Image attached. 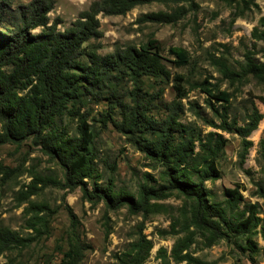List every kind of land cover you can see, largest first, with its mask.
<instances>
[{"label": "rangeland", "instance_id": "rangeland-1", "mask_svg": "<svg viewBox=\"0 0 264 264\" xmlns=\"http://www.w3.org/2000/svg\"><path fill=\"white\" fill-rule=\"evenodd\" d=\"M33 1L0 0V20L9 25L8 22L14 21L17 9ZM53 1L50 20H62L58 30L64 31L81 12L101 0ZM179 6L183 8L182 16L172 24L144 21V16L151 13L171 14L178 8L161 3L138 6L124 15L98 16L102 38L90 41L87 47L99 44L98 53L106 56L117 50L124 52L129 47L140 49L150 40L156 41L155 52L170 75L168 78L145 76L137 83L127 77L119 83L107 81L100 101L88 99V106L81 113L85 114L86 123L94 134L97 184L100 188H112L110 185L113 184L117 191L137 195L140 184L160 182L162 168L146 158L134 142L142 134L125 132L120 123L124 120L123 114H128L134 107V98L152 120H167L174 112L175 85L178 78H182L179 84L185 96L176 102L181 107L179 122L192 124L203 134L216 132L227 140L217 161L221 178L205 183L209 200L222 204L224 190L239 187L245 205L255 206L257 216L264 222V197L258 194L261 187L264 188V74L256 77L247 73L239 81L231 82L221 73L224 65L241 74L248 58L256 66L264 65L262 44L252 38L253 29L264 16V0H195L192 6ZM41 31L38 28L31 33ZM172 49L186 51L187 65L179 64ZM201 83L230 95L229 120L235 119L238 126L244 125L254 108L263 114L257 130L249 137L253 145L244 162L240 161L239 135L208 124H220L208 101L217 109L222 103L210 99L199 87ZM25 92L21 91L22 94ZM64 123L74 134L78 119H65ZM51 179L64 184V171L31 139L19 145H0V228H7L25 239L24 246L0 252V264H60L70 235L79 237L85 247L80 264H125L121 259L142 238L152 243L144 264H192L176 263L171 257L176 242L186 235L182 219L186 206L183 197L172 195L164 200H151L150 204L155 207L145 214L131 212L127 206L112 209L105 200L84 197L82 186L68 189ZM84 182L87 190L92 192L93 180ZM32 185L38 188L36 194L24 199ZM32 204L44 206L36 212L41 219L38 231L32 225L36 219V214L31 211ZM193 240L184 254L205 264H264V241L260 233L253 237L256 247L253 251L240 249L233 240L231 243L220 240L210 247L199 235ZM237 242L245 248L243 238H237ZM161 249L166 251V255L161 253L165 258H160Z\"/></svg>", "mask_w": 264, "mask_h": 264}, {"label": "trees", "instance_id": "trees-1", "mask_svg": "<svg viewBox=\"0 0 264 264\" xmlns=\"http://www.w3.org/2000/svg\"><path fill=\"white\" fill-rule=\"evenodd\" d=\"M194 1H96L88 10L81 12L64 31L58 30L62 20H50L49 14L54 9L53 0H35L26 6H20L14 21L8 22L9 25L0 20V28L5 30L3 33L0 30V145H19L31 139L34 144L41 146L45 154L56 160L64 171V184L53 179L51 181L68 189L82 186L84 197L88 200H105L112 209L127 206L131 212L146 214L151 213L155 207L150 204L151 200H164L172 195L183 197L186 206L182 219L186 235L176 242L171 257L176 263L205 264L187 253L184 254L193 243L195 235H199L208 247L220 240L228 243L233 240L240 249L253 251L256 249L253 237L257 233H260L264 241V222L257 216L255 206L245 205L239 187L225 189L222 204L209 200L205 183L221 178L217 161L227 140L216 132L203 134L196 126L179 122L178 111L181 107L176 102L185 96L184 89L179 84L182 78H178L175 85L174 112L167 120H152L145 109L137 105L135 98L131 112L123 114L124 120L120 123L122 130L131 135L141 133L142 136L134 140L138 149L157 167L162 168L160 182H155L154 185L150 182L140 184L137 195L117 191L113 184L110 185L112 188L98 186L94 134L86 123L85 114L81 113L88 106V99H102V88L107 81L115 80L119 83L127 77L137 83L145 76L168 78L170 75L155 52L158 48L156 41L150 40L140 49L129 47L124 52L117 50L106 56L98 53L99 44L87 47L86 44L90 41L102 38L98 20L100 14L124 15L138 6L161 3L178 8L171 14L151 13L144 16V21L172 24L182 16L183 8L179 5L192 6ZM38 28L42 29L41 33H31ZM252 38L262 44L264 54V16L253 29ZM171 52L178 58L180 65H187L185 50L172 49ZM248 59L250 60L241 74L224 65L221 66V73L231 82L239 81L247 73L256 77L264 74V65L256 66L251 63V58ZM199 87L210 99L222 103L217 109L208 101L220 120L219 126H215L213 122L208 124L215 129L239 135L240 161L244 162L253 145L249 137L257 130L263 114L254 108L244 125L238 126L235 119L229 120L230 95L224 91L216 92L205 83L199 84ZM21 91L27 92L22 94ZM65 119H78L74 134H71L69 125L64 123ZM87 179L93 180L92 192L86 188L84 181ZM29 188L30 192L25 193L24 199L35 195L38 189L35 185ZM258 194L264 197V188L261 187ZM42 209L43 205L32 204L31 211L36 214L35 224L32 225L36 231L37 226H41V219L36 212ZM237 238L245 240V248L238 244ZM24 242L25 239L15 232L0 228V252L14 246H24ZM151 249L152 243L142 238L121 260L125 264H144ZM84 252L85 247L80 238L70 235L67 251L63 253L60 264H80ZM159 253L160 258H165L161 256V253L166 255L165 250L161 249Z\"/></svg>", "mask_w": 264, "mask_h": 264}]
</instances>
